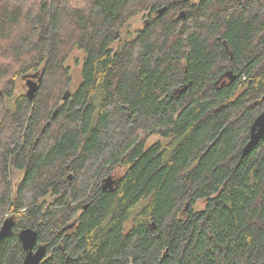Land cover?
<instances>
[{
  "label": "trees",
  "instance_id": "trees-1",
  "mask_svg": "<svg viewBox=\"0 0 264 264\" xmlns=\"http://www.w3.org/2000/svg\"><path fill=\"white\" fill-rule=\"evenodd\" d=\"M263 111L264 0H0V264H264Z\"/></svg>",
  "mask_w": 264,
  "mask_h": 264
},
{
  "label": "water",
  "instance_id": "water-1",
  "mask_svg": "<svg viewBox=\"0 0 264 264\" xmlns=\"http://www.w3.org/2000/svg\"><path fill=\"white\" fill-rule=\"evenodd\" d=\"M163 7L161 11H163ZM27 86L26 95L29 99L33 98L35 93L39 89V83L41 76L37 73H31L22 77ZM264 135V111L258 114L250 125L249 139L243 147V153H248L252 147L261 139ZM109 187L108 183H105L102 187L103 190ZM111 188V187H109ZM14 225L13 217H6L0 226V240L10 233ZM18 238L21 242V246L25 251V255L20 264H39L46 256L47 249L44 244L38 242V232L33 228H24L20 230Z\"/></svg>",
  "mask_w": 264,
  "mask_h": 264
},
{
  "label": "rangeland",
  "instance_id": "rangeland-1",
  "mask_svg": "<svg viewBox=\"0 0 264 264\" xmlns=\"http://www.w3.org/2000/svg\"><path fill=\"white\" fill-rule=\"evenodd\" d=\"M148 19V14L147 12H141L139 14H137L136 16H134L128 23L127 25L124 27L123 31H122V37H132L134 36L138 30L142 29V27L144 26V24L146 23V20ZM117 47V43H113L111 45V49L115 50V48ZM77 56V57H82L81 53L78 51H75L73 54V57ZM69 63H71V59L68 60ZM71 77H72V82L71 85L69 86V91H73V89L75 88L76 84L78 83V81L80 80V71H79V67L78 66H73V68H71ZM27 91V86L25 85V81L23 78H18L16 81V87H15V92L14 95L17 94H26ZM159 139V137L156 134L151 135L145 142V146H149L152 143H154L155 141H157ZM127 166L124 164H116L114 165V170L111 173L113 175L114 178H118L120 177L124 171L126 170ZM19 178L20 175L18 173L14 174V179H13V188L14 190L17 187V184L19 182ZM204 207V202L202 200H198L196 201L195 205H194V210H199L202 209ZM10 216V214H6L4 215V218Z\"/></svg>",
  "mask_w": 264,
  "mask_h": 264
},
{
  "label": "flooded vegetation",
  "instance_id": "flooded-vegetation-1",
  "mask_svg": "<svg viewBox=\"0 0 264 264\" xmlns=\"http://www.w3.org/2000/svg\"><path fill=\"white\" fill-rule=\"evenodd\" d=\"M106 183H108L109 187H112V186L114 185V180L111 179V178H109V179L107 180ZM100 191L102 192V180H101ZM85 207H86V205H84V208H85ZM75 218H76V217H75Z\"/></svg>",
  "mask_w": 264,
  "mask_h": 264
}]
</instances>
